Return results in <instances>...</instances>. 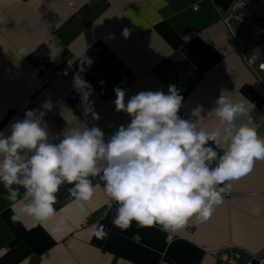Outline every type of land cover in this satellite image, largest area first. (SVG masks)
Instances as JSON below:
<instances>
[{"label": "crops", "instance_id": "crops-1", "mask_svg": "<svg viewBox=\"0 0 264 264\" xmlns=\"http://www.w3.org/2000/svg\"><path fill=\"white\" fill-rule=\"evenodd\" d=\"M235 1L0 0V131L10 135L12 123L48 100L54 107L43 120L57 141L77 119L84 120L73 76L86 55L93 64L85 65L83 78L92 86L89 100L100 116L94 121L89 115L87 122L106 138L130 123L126 113L116 111L115 87L126 91L127 103L140 91L167 93L170 84L183 96L179 115L199 118L205 127L215 123L206 113L222 91L254 104L250 115L264 137V71L244 60L257 47L237 51L234 33L246 36L247 30L236 21L229 27L220 12ZM258 51L264 60V51ZM66 64L68 76L54 74ZM93 184L100 186L87 204L86 219L71 203L72 185L60 187L55 207L69 221L55 235L51 221L25 217L13 223L0 185V264H219L217 253L230 245L244 254L264 250V161L232 182V192L211 218H192L175 233L135 221L126 230L114 227L117 205L109 206L98 177ZM97 222L110 233L104 240L90 233Z\"/></svg>", "mask_w": 264, "mask_h": 264}, {"label": "clouds", "instance_id": "clouds-1", "mask_svg": "<svg viewBox=\"0 0 264 264\" xmlns=\"http://www.w3.org/2000/svg\"><path fill=\"white\" fill-rule=\"evenodd\" d=\"M129 34L125 28L124 38ZM79 62L73 88L80 95L84 120L77 119L57 141L43 120L54 107L48 100L12 123L10 135L0 131V185L12 206L13 223L30 217L51 221L53 235L64 231L69 217L55 207L60 187L72 185L67 189L71 203L86 219L87 204L100 186L93 184V178L98 177L109 206L117 205L114 227L126 230L135 221L138 227L158 225L175 233L192 218L200 222L211 218L224 195L232 192V182L264 161V137L250 115L254 104L233 100L224 91L206 113L215 123L205 127L199 118L179 115L183 96L175 85L170 84L167 93L140 91L127 103L126 91L117 86L116 111L126 113L130 123L106 138L99 127L87 122L89 115L94 121L100 119L89 100L92 86L83 78L85 65L90 67L93 61L85 55ZM90 233L99 240L110 234L99 222Z\"/></svg>", "mask_w": 264, "mask_h": 264}, {"label": "built area", "instance_id": "built-area-1", "mask_svg": "<svg viewBox=\"0 0 264 264\" xmlns=\"http://www.w3.org/2000/svg\"><path fill=\"white\" fill-rule=\"evenodd\" d=\"M223 21L231 27L236 21L247 30V35L234 33L236 50L243 53L247 48L257 47L254 54L244 56L245 63L257 71H264V60L259 50L264 51V0H236L230 9H220ZM66 73V74H65ZM69 64L55 71V75L68 76ZM169 239L172 235H169ZM219 264H264V250L259 253L244 254L235 246H228L217 253Z\"/></svg>", "mask_w": 264, "mask_h": 264}, {"label": "water", "instance_id": "water-1", "mask_svg": "<svg viewBox=\"0 0 264 264\" xmlns=\"http://www.w3.org/2000/svg\"><path fill=\"white\" fill-rule=\"evenodd\" d=\"M80 111H81V112L84 111L83 108H82V104H81V109H80Z\"/></svg>", "mask_w": 264, "mask_h": 264}]
</instances>
